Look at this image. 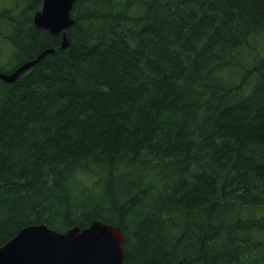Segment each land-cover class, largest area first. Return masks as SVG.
I'll use <instances>...</instances> for the list:
<instances>
[{
    "label": "trees",
    "instance_id": "1",
    "mask_svg": "<svg viewBox=\"0 0 264 264\" xmlns=\"http://www.w3.org/2000/svg\"><path fill=\"white\" fill-rule=\"evenodd\" d=\"M20 2L0 71L56 51L0 79V246L103 220L123 264H264V0H76L64 49Z\"/></svg>",
    "mask_w": 264,
    "mask_h": 264
},
{
    "label": "water",
    "instance_id": "2",
    "mask_svg": "<svg viewBox=\"0 0 264 264\" xmlns=\"http://www.w3.org/2000/svg\"><path fill=\"white\" fill-rule=\"evenodd\" d=\"M76 0H43L34 23L51 33L62 32L64 49L69 45L66 29L74 23L72 9ZM54 48L17 65L10 72L0 71V79L14 82ZM127 235L119 225L95 220L89 226H74L64 232L46 223L29 224L0 246V264H123Z\"/></svg>",
    "mask_w": 264,
    "mask_h": 264
},
{
    "label": "rangeland",
    "instance_id": "3",
    "mask_svg": "<svg viewBox=\"0 0 264 264\" xmlns=\"http://www.w3.org/2000/svg\"><path fill=\"white\" fill-rule=\"evenodd\" d=\"M17 0H0V11L5 10V9H11L15 14L17 13L18 10H22L26 7V3L23 4V2H20V8L16 6ZM3 20H0V23ZM3 33L5 34H10L11 30L6 29L3 30ZM2 51H3V59L2 63L8 60L13 52V45L10 43V41L4 37L2 40ZM12 63L14 64V61L11 60V65Z\"/></svg>",
    "mask_w": 264,
    "mask_h": 264
},
{
    "label": "bare ground",
    "instance_id": "4",
    "mask_svg": "<svg viewBox=\"0 0 264 264\" xmlns=\"http://www.w3.org/2000/svg\"><path fill=\"white\" fill-rule=\"evenodd\" d=\"M33 21H34V20H33ZM34 24H35V23H34ZM35 25H36V24H35ZM36 26H37V25H36ZM66 32H67V29H66ZM59 33H62V32H59ZM56 34H57V33H56ZM62 36H63V35H62ZM67 36H68V35H67ZM61 42H62V41H61ZM50 48H54L55 51H56V47H48V48H45L44 50H46V49H50ZM44 50H42V51L38 54V56H39ZM55 51H54V52H55ZM49 53H52V52H49ZM49 53H46V54H49ZM46 54H45V55H46ZM45 55H44V56H45ZM38 56H37V57H38ZM44 56H43V57H44ZM43 57H42V58H43ZM42 58H41V59H42ZM41 59H40V60H41Z\"/></svg>",
    "mask_w": 264,
    "mask_h": 264
}]
</instances>
